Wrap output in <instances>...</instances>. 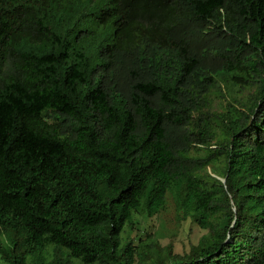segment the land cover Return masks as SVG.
I'll return each mask as SVG.
<instances>
[{"label":"trees","instance_id":"trees-1","mask_svg":"<svg viewBox=\"0 0 264 264\" xmlns=\"http://www.w3.org/2000/svg\"><path fill=\"white\" fill-rule=\"evenodd\" d=\"M169 191L209 231L158 264H264V0H0L1 257L134 264Z\"/></svg>","mask_w":264,"mask_h":264},{"label":"rangeland","instance_id":"rangeland-1","mask_svg":"<svg viewBox=\"0 0 264 264\" xmlns=\"http://www.w3.org/2000/svg\"><path fill=\"white\" fill-rule=\"evenodd\" d=\"M257 90V84L243 87L236 86L234 88V96L239 98L242 103H249ZM207 96H209V104L206 106L207 114L210 115L212 120H217L225 112L229 103H234L239 108H243V106L233 100L228 88L223 83L216 86ZM204 151L201 150V152ZM209 171H211V167ZM135 221L132 226L127 223L124 230L120 233L121 248L127 238L133 242L134 246H138L137 251L140 254L135 256L134 264H158L160 259L162 263L172 258L175 254H184L190 250L192 244H196L199 238L209 231L201 228L191 218L183 216L172 191L167 193L166 205L159 213L152 216L146 213H138L135 216ZM10 235L13 238H17L18 242H21L22 237L19 233H11ZM7 236L8 233L0 231V239L7 247H11V243L7 241L9 239ZM13 250L15 256L24 252L20 244ZM64 256L65 254L62 250H56L51 246L43 251L41 256L26 255L25 260L26 264H38L40 261L41 264H53L54 259H64ZM67 260L74 264L81 262L80 259L74 257L67 258ZM0 264H8L1 255Z\"/></svg>","mask_w":264,"mask_h":264}]
</instances>
